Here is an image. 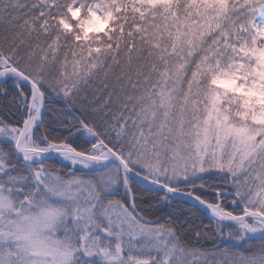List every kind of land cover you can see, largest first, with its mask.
I'll return each instance as SVG.
<instances>
[{"label": "snow or ice", "instance_id": "snow-or-ice-1", "mask_svg": "<svg viewBox=\"0 0 264 264\" xmlns=\"http://www.w3.org/2000/svg\"><path fill=\"white\" fill-rule=\"evenodd\" d=\"M5 193L76 264H264V0H0Z\"/></svg>", "mask_w": 264, "mask_h": 264}, {"label": "clouds", "instance_id": "clouds-1", "mask_svg": "<svg viewBox=\"0 0 264 264\" xmlns=\"http://www.w3.org/2000/svg\"><path fill=\"white\" fill-rule=\"evenodd\" d=\"M67 218L54 201L21 211L7 193L0 198V232L12 231L26 264H76V241L62 228Z\"/></svg>", "mask_w": 264, "mask_h": 264}, {"label": "rangeland", "instance_id": "rangeland-1", "mask_svg": "<svg viewBox=\"0 0 264 264\" xmlns=\"http://www.w3.org/2000/svg\"><path fill=\"white\" fill-rule=\"evenodd\" d=\"M99 26H100L101 28H106V27H107V26L104 25L102 22H100ZM90 31H91V30H90Z\"/></svg>", "mask_w": 264, "mask_h": 264}]
</instances>
